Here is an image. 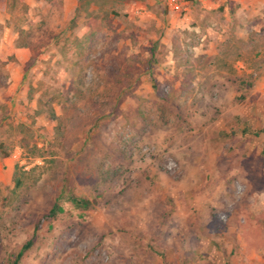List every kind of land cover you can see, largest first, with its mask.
<instances>
[{"label":"rangeland","instance_id":"374dc122","mask_svg":"<svg viewBox=\"0 0 264 264\" xmlns=\"http://www.w3.org/2000/svg\"><path fill=\"white\" fill-rule=\"evenodd\" d=\"M186 1L0 0V264H264V9Z\"/></svg>","mask_w":264,"mask_h":264},{"label":"crops","instance_id":"0c3cea01","mask_svg":"<svg viewBox=\"0 0 264 264\" xmlns=\"http://www.w3.org/2000/svg\"><path fill=\"white\" fill-rule=\"evenodd\" d=\"M66 1H68V0H66ZM188 1L189 2L191 1L193 3L195 2V0H188ZM198 1H200L203 6H206L208 8H214V7L218 6V4L221 3V1L225 2L224 3L225 9H226L225 15L229 16V17H227V19H229V20H231V16L229 15L230 9H231V11L232 10L235 11L234 7L237 9V6H240V8H239L240 10H245L246 7L251 6L252 9H254L256 12H260V10L262 11L264 9V0H198ZM4 8H5V3H0V10H3ZM228 28L229 27H226V30H227L226 33L227 34H228ZM210 29H211V33H213V34L215 33V36H218L219 39L224 40V37L226 36V34H224L225 35L224 36L222 33H219L217 31L213 30L212 28H210ZM7 32H9V31H7ZM222 32H224V31L222 30ZM13 40H15V37H13V39H11V40H10V38L6 37L3 40L2 45H0V47L1 48H3V47L9 48L12 46L15 47V45L12 44ZM210 44H211V46H213L214 43H210ZM211 52H212V50H211Z\"/></svg>","mask_w":264,"mask_h":264},{"label":"trees","instance_id":"16d2710c","mask_svg":"<svg viewBox=\"0 0 264 264\" xmlns=\"http://www.w3.org/2000/svg\"><path fill=\"white\" fill-rule=\"evenodd\" d=\"M262 132H264V130H262ZM7 156H9V154H6V155H5V157H7ZM73 201H74L75 203H77V204L80 203V201H79L78 199H76V198H74ZM58 208H59L58 203H55V204L53 205V207L51 208V210H50V215L54 216V215L56 214V211H57ZM32 243H33V241L30 240L29 242H27V243L23 246L22 250L19 252L18 257H17V259H16V261H15L16 264H17L18 260L21 258V256L23 255L24 250L28 249V248L32 245Z\"/></svg>","mask_w":264,"mask_h":264},{"label":"built area","instance_id":"2783aa9c","mask_svg":"<svg viewBox=\"0 0 264 264\" xmlns=\"http://www.w3.org/2000/svg\"><path fill=\"white\" fill-rule=\"evenodd\" d=\"M168 3L175 9H181L182 7L188 5L186 0H168Z\"/></svg>","mask_w":264,"mask_h":264}]
</instances>
